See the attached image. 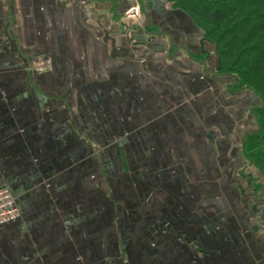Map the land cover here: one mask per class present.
<instances>
[{
  "label": "crops",
  "instance_id": "1",
  "mask_svg": "<svg viewBox=\"0 0 264 264\" xmlns=\"http://www.w3.org/2000/svg\"><path fill=\"white\" fill-rule=\"evenodd\" d=\"M0 0V264H264L260 99L166 0ZM49 59L48 72L31 66Z\"/></svg>",
  "mask_w": 264,
  "mask_h": 264
},
{
  "label": "trees",
  "instance_id": "2",
  "mask_svg": "<svg viewBox=\"0 0 264 264\" xmlns=\"http://www.w3.org/2000/svg\"><path fill=\"white\" fill-rule=\"evenodd\" d=\"M166 1L214 46L217 76L233 77L235 91L249 90L260 99L253 111L256 131L245 137L242 153L264 175V0Z\"/></svg>",
  "mask_w": 264,
  "mask_h": 264
},
{
  "label": "built area",
  "instance_id": "3",
  "mask_svg": "<svg viewBox=\"0 0 264 264\" xmlns=\"http://www.w3.org/2000/svg\"><path fill=\"white\" fill-rule=\"evenodd\" d=\"M134 6L127 10L125 17L132 18L136 21L140 20V13L137 1L133 0ZM51 68V61L47 58L37 59L33 62L31 69L37 74L48 72ZM19 218V209L16 200L7 187L0 189V227L16 221Z\"/></svg>",
  "mask_w": 264,
  "mask_h": 264
},
{
  "label": "rangeland",
  "instance_id": "4",
  "mask_svg": "<svg viewBox=\"0 0 264 264\" xmlns=\"http://www.w3.org/2000/svg\"><path fill=\"white\" fill-rule=\"evenodd\" d=\"M137 4H138V8H139V13H140V21L138 22V21H136V20H134V19H132L133 21H135V22H138V23H140L141 22V20H142V11H141V8H140V4L138 3V1H137ZM127 18V17H126Z\"/></svg>",
  "mask_w": 264,
  "mask_h": 264
}]
</instances>
